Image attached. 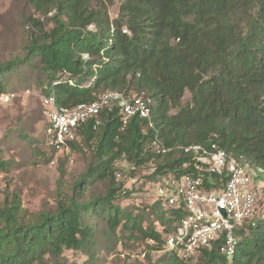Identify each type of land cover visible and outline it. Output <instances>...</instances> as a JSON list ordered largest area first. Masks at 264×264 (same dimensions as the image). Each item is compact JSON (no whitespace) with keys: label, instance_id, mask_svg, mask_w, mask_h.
Segmentation results:
<instances>
[{"label":"trees","instance_id":"16d2710c","mask_svg":"<svg viewBox=\"0 0 264 264\" xmlns=\"http://www.w3.org/2000/svg\"><path fill=\"white\" fill-rule=\"evenodd\" d=\"M28 1L45 21L31 17L25 55L0 64V98L7 95L8 75L38 59L46 76L43 94H54L58 106L92 103L106 91L146 93L151 121L134 118L123 129L115 107L98 124L80 127L71 149L92 145L98 164L80 178L72 197L59 189L53 212L31 213L20 194L8 195L0 203V264H62L65 251L92 257L95 230L86 219L93 216L104 217L111 234L120 229L163 252L182 211L159 203L123 206L131 196L117 180L119 162L128 165V178L149 166L153 181L203 174L184 151L197 145L224 150L264 172V0H124L116 19L109 12L113 0ZM9 170L0 150V173ZM87 176L109 180L104 197L84 200ZM239 235L235 264H264V188ZM165 253L164 264H226L217 249L200 252L195 261Z\"/></svg>","mask_w":264,"mask_h":264},{"label":"rangeland","instance_id":"374dc122","mask_svg":"<svg viewBox=\"0 0 264 264\" xmlns=\"http://www.w3.org/2000/svg\"><path fill=\"white\" fill-rule=\"evenodd\" d=\"M124 0H113L110 16L116 19ZM38 15L28 0H0V64L22 58L24 42L29 32L28 21ZM43 21L45 18L41 17ZM7 94L15 95L9 102L0 101V150L3 159L10 163L7 173H0V203L8 195L18 193L26 210L38 214L53 212L57 207L59 189L72 197L75 185L87 175L90 168L98 164L92 145L84 142L75 151L55 153L48 149L45 130L49 123L46 110L41 103L46 86V76L39 60L23 66L6 79ZM191 96L187 92L183 103ZM124 190L130 198L123 206L143 208L154 203L155 182L151 180L153 166L141 170L128 178L129 167L118 163ZM89 179L84 200L104 197L109 189V180ZM256 185L264 187V175L260 174ZM95 230L94 255L82 251H65L62 264H164L168 254L150 249L152 243H141L129 239L119 229L116 234L108 232L107 221L102 216L86 219ZM195 261V260H194ZM199 263V262H198ZM196 264V262H195Z\"/></svg>","mask_w":264,"mask_h":264},{"label":"built area","instance_id":"2783aa9c","mask_svg":"<svg viewBox=\"0 0 264 264\" xmlns=\"http://www.w3.org/2000/svg\"><path fill=\"white\" fill-rule=\"evenodd\" d=\"M95 29V26L89 27V30ZM83 58L87 61L89 55ZM65 77V82L74 84L73 78L67 74ZM14 97L3 95L0 101L9 102ZM41 103L49 120L45 142L48 149L57 153L70 154L71 144L80 139L79 128L90 121L98 124L106 110L118 107L123 129L134 118L151 121L152 99L146 93L106 91L96 101L72 108L58 106L55 95L51 94L43 95ZM155 147L161 150L159 143ZM184 151L192 154L193 162L203 174L168 175L154 180V203H159L164 210L183 214L175 230L167 236L163 252H173L191 261L204 250L217 249L225 256L226 264H235L241 243L239 230L256 213L264 188H258L256 183L264 172L216 147L210 151L196 145Z\"/></svg>","mask_w":264,"mask_h":264}]
</instances>
